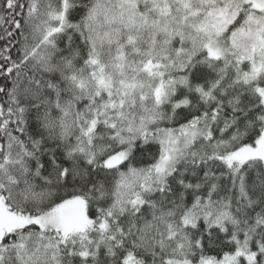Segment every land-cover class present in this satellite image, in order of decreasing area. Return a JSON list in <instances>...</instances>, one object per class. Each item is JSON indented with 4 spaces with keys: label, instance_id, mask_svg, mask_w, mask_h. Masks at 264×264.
I'll list each match as a JSON object with an SVG mask.
<instances>
[{
    "label": "snow or ice",
    "instance_id": "6c2138e0",
    "mask_svg": "<svg viewBox=\"0 0 264 264\" xmlns=\"http://www.w3.org/2000/svg\"><path fill=\"white\" fill-rule=\"evenodd\" d=\"M0 264H264V0H0Z\"/></svg>",
    "mask_w": 264,
    "mask_h": 264
}]
</instances>
